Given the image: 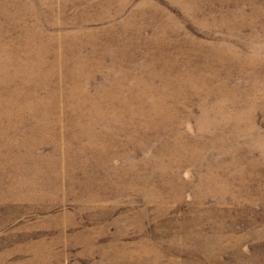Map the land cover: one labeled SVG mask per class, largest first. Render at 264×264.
Wrapping results in <instances>:
<instances>
[{
  "label": "rangeland",
  "instance_id": "374dc122",
  "mask_svg": "<svg viewBox=\"0 0 264 264\" xmlns=\"http://www.w3.org/2000/svg\"><path fill=\"white\" fill-rule=\"evenodd\" d=\"M0 264H264V0H0Z\"/></svg>",
  "mask_w": 264,
  "mask_h": 264
}]
</instances>
